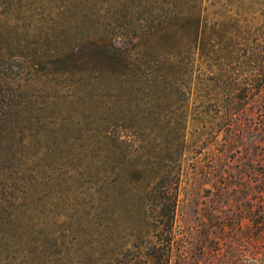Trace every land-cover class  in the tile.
Returning a JSON list of instances; mask_svg holds the SVG:
<instances>
[{"label":"rangeland","instance_id":"obj_1","mask_svg":"<svg viewBox=\"0 0 264 264\" xmlns=\"http://www.w3.org/2000/svg\"><path fill=\"white\" fill-rule=\"evenodd\" d=\"M0 264H264V0H0Z\"/></svg>","mask_w":264,"mask_h":264}]
</instances>
